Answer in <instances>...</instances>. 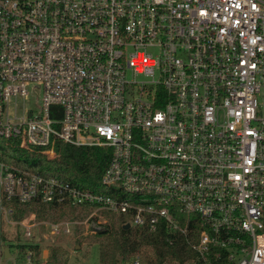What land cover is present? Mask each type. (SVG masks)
I'll return each instance as SVG.
<instances>
[{
  "label": "built area",
  "instance_id": "1",
  "mask_svg": "<svg viewBox=\"0 0 264 264\" xmlns=\"http://www.w3.org/2000/svg\"><path fill=\"white\" fill-rule=\"evenodd\" d=\"M0 136L111 152L110 193L0 159V264L32 263L16 203L38 200L123 213L191 264H264V0H0Z\"/></svg>",
  "mask_w": 264,
  "mask_h": 264
},
{
  "label": "trees",
  "instance_id": "2",
  "mask_svg": "<svg viewBox=\"0 0 264 264\" xmlns=\"http://www.w3.org/2000/svg\"><path fill=\"white\" fill-rule=\"evenodd\" d=\"M110 155V149L106 147L76 146L62 141L56 143L55 150L45 148V151H41L36 147L22 146L17 139L0 136L1 160L45 176L58 177L77 187L99 193H110L101 182ZM16 207L17 218L23 219L34 212L38 220L45 219L50 212L59 216L67 213L80 216V213H86L90 209L87 206L78 207L70 203H47L40 200L26 204L16 203ZM102 213L107 222L93 236L98 246L99 264H131L136 256L141 258L142 264H191L189 259L193 253L190 248L183 244H179V247L167 246L164 235L149 233L144 228H124L128 217L123 213ZM59 216L54 218H60ZM1 238L6 239L0 234V240ZM30 247L39 252L38 245ZM19 248L25 250L27 246L19 245ZM1 255L0 244V259ZM66 261L61 248L52 247L46 264H66Z\"/></svg>",
  "mask_w": 264,
  "mask_h": 264
},
{
  "label": "rangeland",
  "instance_id": "3",
  "mask_svg": "<svg viewBox=\"0 0 264 264\" xmlns=\"http://www.w3.org/2000/svg\"><path fill=\"white\" fill-rule=\"evenodd\" d=\"M103 211L89 209L88 212L80 213V216L66 214L64 216L47 214L45 219L38 220L35 227V237L33 242L39 246V252H33L31 264H46L52 247L61 248V253L67 258L66 264H99L98 246L93 236L91 228L99 223L105 215ZM59 216L60 218H54ZM70 222L71 232L53 234L52 224ZM103 221V220H102ZM77 245L79 247L77 248ZM14 252V250H13ZM26 250H22L17 258L18 263L24 264ZM16 255V254H15ZM9 259V258H7ZM5 264H16L15 260H5Z\"/></svg>",
  "mask_w": 264,
  "mask_h": 264
},
{
  "label": "water",
  "instance_id": "4",
  "mask_svg": "<svg viewBox=\"0 0 264 264\" xmlns=\"http://www.w3.org/2000/svg\"><path fill=\"white\" fill-rule=\"evenodd\" d=\"M131 227V225L129 224V223H126V224H124V228H130ZM79 247V245H77V248ZM4 254H3V256L5 257V258H9V257H11V251H10V247L9 246H5L4 247Z\"/></svg>",
  "mask_w": 264,
  "mask_h": 264
}]
</instances>
